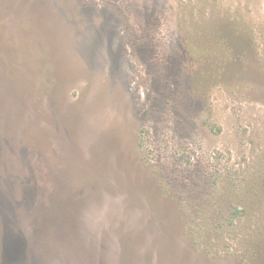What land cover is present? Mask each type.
Returning <instances> with one entry per match:
<instances>
[{"label":"rangeland","instance_id":"1","mask_svg":"<svg viewBox=\"0 0 264 264\" xmlns=\"http://www.w3.org/2000/svg\"><path fill=\"white\" fill-rule=\"evenodd\" d=\"M0 264H264V0H0Z\"/></svg>","mask_w":264,"mask_h":264}]
</instances>
